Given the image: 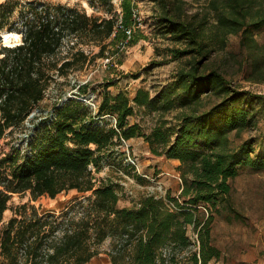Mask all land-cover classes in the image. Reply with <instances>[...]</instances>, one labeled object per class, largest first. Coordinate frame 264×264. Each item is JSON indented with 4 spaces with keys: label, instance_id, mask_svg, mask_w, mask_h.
<instances>
[{
    "label": "trees",
    "instance_id": "1",
    "mask_svg": "<svg viewBox=\"0 0 264 264\" xmlns=\"http://www.w3.org/2000/svg\"><path fill=\"white\" fill-rule=\"evenodd\" d=\"M86 1L105 15L38 1L0 4V33L21 38L9 46L0 37V141L16 139L0 159V264H87L108 238L112 264H208L220 256L211 225L230 206V180L239 167L264 169L256 138H242L257 125L251 104L264 96L233 85L207 60L239 34L249 80L264 82V44L253 37L264 27V0H204L203 12L191 17L183 0H156L162 33L176 45L166 51L186 64L155 93L139 87L133 96L108 91L110 81L98 89L70 79L107 57L134 24V0H122L120 14L113 0ZM92 45L97 53L86 52ZM92 93L100 96L94 105L81 99ZM47 98L51 109L29 118ZM138 113L151 115L148 126L130 121ZM136 137L152 155L179 162L180 190L119 207L118 185L95 172ZM70 191L81 196L60 213L26 202L1 226L14 194L35 201Z\"/></svg>",
    "mask_w": 264,
    "mask_h": 264
},
{
    "label": "rangeland",
    "instance_id": "2",
    "mask_svg": "<svg viewBox=\"0 0 264 264\" xmlns=\"http://www.w3.org/2000/svg\"><path fill=\"white\" fill-rule=\"evenodd\" d=\"M5 0H0V4ZM22 2L38 1L52 5H64L86 11L89 15L104 16L105 12L89 6L86 0H20ZM172 1V0H171ZM122 0H113L115 10L121 13ZM187 17L201 14L206 2L204 0H183ZM18 8L14 13L17 18ZM160 5L156 0H134L132 27L125 29V38L109 50L107 57H99L96 63L80 73L70 75L75 82H91L92 87L111 82L108 91L127 92L133 96L139 87H144L155 93L160 86L169 81L175 72L185 66L186 57L171 59L167 49L174 46V40L162 33L158 23ZM134 12L140 18L141 24L134 17ZM203 12V11H202ZM132 29L131 38L127 39L126 30ZM140 36L133 43V36ZM256 42L264 44V27L254 30ZM240 35H230L224 50L213 51L207 62L210 66L220 68L231 83L241 89L264 96V82L249 80L250 68L247 63V49L240 45ZM4 43V41H2ZM122 43H125L122 46ZM176 47V45L174 46ZM86 52L97 53L99 46H85ZM92 103L100 100V96L92 93ZM50 99L41 105V115L44 110L51 109ZM245 106V105H244ZM249 106V105H246ZM257 125L254 129L243 133L242 138L249 135L256 138V153L264 152V98L253 102ZM34 115V116H35ZM143 116V119H141ZM151 115L138 113L130 118L131 122H141L145 127L151 122ZM31 125V122H29ZM28 131V129L26 130ZM24 134V133H21ZM234 145L240 139L233 138ZM16 143L15 136H8L0 141V159L12 151ZM112 156L105 160L99 172H95L99 180H112L120 192L119 207H132L141 196L156 194L163 196L167 192L177 195L181 180L177 171L179 162L164 156H154L149 151L148 144L141 137L132 138ZM123 152L125 155H123ZM230 206H222L214 214L211 225L212 243L219 249L220 256L208 264H264V169L252 170L239 167L236 177L230 180ZM81 196L76 191L63 192L56 198L42 196L35 201L30 200V194H14L4 212L3 226L14 214L15 209L23 203H30L41 210H51L60 213L74 198ZM203 211V209H200ZM191 240L197 244V237L191 229L187 232ZM112 239L108 238L100 246V254L87 264H112L108 255ZM0 256V261H2Z\"/></svg>",
    "mask_w": 264,
    "mask_h": 264
},
{
    "label": "bare ground",
    "instance_id": "3",
    "mask_svg": "<svg viewBox=\"0 0 264 264\" xmlns=\"http://www.w3.org/2000/svg\"><path fill=\"white\" fill-rule=\"evenodd\" d=\"M0 37L2 39V41H4L5 45H15L16 43H18L20 41V34L16 33V32H10V31H2L0 33ZM21 42V41H20Z\"/></svg>",
    "mask_w": 264,
    "mask_h": 264
},
{
    "label": "water",
    "instance_id": "4",
    "mask_svg": "<svg viewBox=\"0 0 264 264\" xmlns=\"http://www.w3.org/2000/svg\"><path fill=\"white\" fill-rule=\"evenodd\" d=\"M68 97L72 98V97H74V96L72 95V93H68ZM81 99H82L83 101H85V102L91 104V105H94V103H92V100H93V99H92L91 96H90V97H82ZM36 112H38V110H35V111L29 116V118H32V117L35 115Z\"/></svg>",
    "mask_w": 264,
    "mask_h": 264
},
{
    "label": "built area",
    "instance_id": "5",
    "mask_svg": "<svg viewBox=\"0 0 264 264\" xmlns=\"http://www.w3.org/2000/svg\"><path fill=\"white\" fill-rule=\"evenodd\" d=\"M134 17L138 20V24L140 25L141 24L140 18H139V16H137L136 12H134ZM132 32H133L132 29L126 30L127 39L131 38ZM124 45H125V43H122V46H124Z\"/></svg>",
    "mask_w": 264,
    "mask_h": 264
}]
</instances>
